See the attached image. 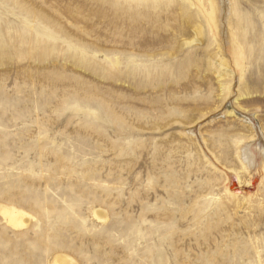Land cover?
Listing matches in <instances>:
<instances>
[{"label": "rangeland", "instance_id": "rangeland-1", "mask_svg": "<svg viewBox=\"0 0 264 264\" xmlns=\"http://www.w3.org/2000/svg\"><path fill=\"white\" fill-rule=\"evenodd\" d=\"M0 204V264H264V0H0Z\"/></svg>", "mask_w": 264, "mask_h": 264}, {"label": "bare ground", "instance_id": "bare-ground-1", "mask_svg": "<svg viewBox=\"0 0 264 264\" xmlns=\"http://www.w3.org/2000/svg\"><path fill=\"white\" fill-rule=\"evenodd\" d=\"M210 17H211V20L214 21L215 15L213 16L211 13ZM246 155H247V153H246ZM248 156H249V154H248ZM248 156H247V158H248ZM230 188H231V190L236 191L234 189V184L232 182L230 184ZM98 211L97 210L94 211V216H96L99 219L104 220L106 217L105 216L103 217L101 213L100 214L98 213ZM100 212H102V211L100 210ZM0 214H2L4 216V218L7 219V222L10 223L14 227L25 226V224H27V222L29 220V216H30V214H28L26 211H24L22 209L16 208L12 205H6V204H0ZM59 255H61V256H57L54 260H52L53 262L51 261L52 264L53 263L54 264H78L76 261H74L71 257H69L67 255H64V254L63 255L59 254Z\"/></svg>", "mask_w": 264, "mask_h": 264}]
</instances>
